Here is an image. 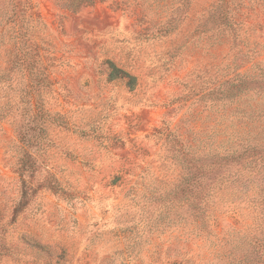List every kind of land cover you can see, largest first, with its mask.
Masks as SVG:
<instances>
[{
  "label": "rangeland",
  "instance_id": "374dc122",
  "mask_svg": "<svg viewBox=\"0 0 264 264\" xmlns=\"http://www.w3.org/2000/svg\"><path fill=\"white\" fill-rule=\"evenodd\" d=\"M68 3L0 0V63L13 13L38 14L36 35L60 58L49 88L33 94L39 119L0 90V104L16 102L0 110V264H207L211 245L254 214L216 194L205 218L213 234L195 238L191 200L168 197L181 175L172 144L154 130L224 137L223 102L208 92L264 63V0L232 29L218 0Z\"/></svg>",
  "mask_w": 264,
  "mask_h": 264
},
{
  "label": "trees",
  "instance_id": "16d2710c",
  "mask_svg": "<svg viewBox=\"0 0 264 264\" xmlns=\"http://www.w3.org/2000/svg\"><path fill=\"white\" fill-rule=\"evenodd\" d=\"M71 1L65 5L71 10L94 2L87 0L82 5L81 0L75 5V1ZM260 1L218 0L221 10L217 13L218 21L229 29L241 26L248 19V3ZM29 5L25 3V9L21 12L31 9ZM218 6L214 9L219 10ZM231 12L234 15H230ZM12 16L16 18L10 39L12 44L4 50L9 58L0 63V90L10 89L21 95L19 102L24 107L29 104V117L35 120L39 119L42 111L33 94H40L49 88V68L60 58L43 39L37 37L38 26L35 23L40 19L38 14L30 12L28 18L22 20L19 15L17 17L13 13ZM29 20L33 22L30 28L29 22L25 24ZM251 63V68L236 74V79L225 80L217 89L208 92L211 99L221 100L224 105L221 110L223 120L219 127L223 138L212 140L213 136L208 134L203 139L201 131L190 132L182 139L184 134L178 129L173 131L162 127L154 130V133L172 144L173 158L179 163L181 175L174 186L173 196L168 197L178 203L191 200V232L195 238L202 237L204 232L213 234L210 226H205V218L216 194L219 195L218 199L224 197L236 209L254 214L250 226L233 230L227 238L211 245L214 252L207 264H264V63L260 60ZM15 74L20 76L17 82L13 81ZM26 97L29 99L25 100ZM2 99L0 110L16 106L14 97L5 96ZM33 106L36 113L33 112ZM28 113L29 108H25L21 115L26 117ZM216 169L220 170V174L214 173ZM167 199L159 198L161 202Z\"/></svg>",
  "mask_w": 264,
  "mask_h": 264
}]
</instances>
